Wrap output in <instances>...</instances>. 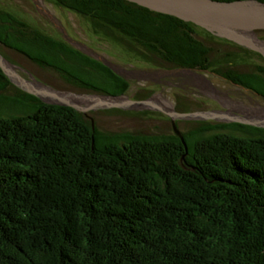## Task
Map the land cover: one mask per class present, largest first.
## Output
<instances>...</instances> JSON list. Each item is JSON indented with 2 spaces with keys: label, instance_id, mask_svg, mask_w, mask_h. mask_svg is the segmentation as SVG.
<instances>
[{
  "label": "trees",
  "instance_id": "1",
  "mask_svg": "<svg viewBox=\"0 0 264 264\" xmlns=\"http://www.w3.org/2000/svg\"><path fill=\"white\" fill-rule=\"evenodd\" d=\"M48 1L145 64L205 70L264 95L263 57L192 23L126 0ZM1 48L77 93L130 88L63 38L3 8L0 53L9 60ZM187 101L175 110H189ZM97 112L157 115L170 130L108 132ZM179 122L200 128L179 129ZM175 124L186 149L160 112L46 104L0 70V264H264V128Z\"/></svg>",
  "mask_w": 264,
  "mask_h": 264
},
{
  "label": "water",
  "instance_id": "2",
  "mask_svg": "<svg viewBox=\"0 0 264 264\" xmlns=\"http://www.w3.org/2000/svg\"><path fill=\"white\" fill-rule=\"evenodd\" d=\"M149 10L174 16L184 22L192 23L205 29L215 37L225 39L239 46L259 53L264 59V40L257 37V30H264V2L259 0H126ZM32 2L36 5L35 0ZM64 39L73 48L88 57L99 61L115 74L129 81L124 69L116 67L109 60L92 52L83 44L72 40L67 33ZM203 71L185 68V70ZM0 70L11 84L22 91L35 96L43 103L69 106L82 113L117 108L133 111H156L166 115L171 122L173 132L180 138L184 148L186 144L181 132L176 127V120H212L217 123H237L264 128V102L252 103L248 100L218 98L224 109L194 110L180 112L172 106L163 107L152 95L146 98L128 97L125 93L118 95L98 93H77L56 89L34 77L31 73L12 63L0 53ZM149 70V69H148ZM147 71V70H146ZM174 70H163L162 75ZM225 79V78H223ZM233 85L249 91L252 95L264 100V95L241 84L225 79ZM229 105V106H227ZM93 121L91 120V123ZM93 125V123H92Z\"/></svg>",
  "mask_w": 264,
  "mask_h": 264
},
{
  "label": "rangeland",
  "instance_id": "3",
  "mask_svg": "<svg viewBox=\"0 0 264 264\" xmlns=\"http://www.w3.org/2000/svg\"><path fill=\"white\" fill-rule=\"evenodd\" d=\"M35 2L36 5L32 2V0H0V8L10 11L15 16L33 24L34 26L48 34L57 35L64 39L63 36H65L64 33L66 32L72 40L83 44V46L91 49L92 52L98 53L100 56L113 63L116 67L124 69V74L130 82V88L128 92L125 93L128 97H133L139 92L140 88H151L153 90L151 94L153 98L165 107H174L176 102L181 103L184 100V96L182 95L181 91L174 88V83L170 84L166 81H163L164 78H166L165 76H154L152 78L148 77V74L150 73L148 69H152L155 67L145 64L141 60H138L133 54L125 52L118 45H113L110 42L104 41L99 36L97 37L93 35V33H91L90 31L88 21L82 16L72 11L55 6L48 0H35ZM256 34L259 39L264 40V36H261L257 32ZM199 36L201 38L203 37L201 32ZM209 44L213 47L218 46V48H220V50L222 51L226 49L225 47L217 45L213 42H210ZM1 49L10 56L9 57L6 55L9 60L13 62L14 60H16L17 63L15 64L31 73L37 79L41 81L44 80V82L47 81L46 84L56 89L77 92L76 90L68 88L67 85L63 84L58 78L54 77L53 73L46 72L37 68L36 66L28 62L25 58H23L22 56L20 57V55L10 50H6L4 48ZM214 54L215 49H213L212 52L209 53L210 58L213 57ZM249 62L260 63V61L255 58H250ZM241 69L245 70V67ZM203 73L204 75H206L207 79L216 87V89H221L222 92L229 91V85L234 86V88H241L239 86L231 84L230 82L214 73H210L207 71ZM181 74V76L184 77V81H188L185 84H189L191 87L188 91L190 92V98L192 97L191 99L194 102L208 99H213V103L217 102L218 98L216 97L215 92L210 87L209 92L205 89L204 92L207 93H204L202 91L201 86L203 87L204 83L202 84V81H200L201 79L196 80L195 75L190 76L187 73ZM173 77L167 78L170 82H173L175 81ZM259 100L261 102H264V100L261 98H259ZM241 101L245 100L241 99ZM210 104L211 103H209V107L215 106V104ZM93 117L98 126L108 132L130 131L140 133H155L170 130L169 121L164 120L163 117L157 115H131L118 113L104 114L97 112L93 115ZM209 121L214 122L212 120ZM178 126L179 129H185L193 126V123L179 122ZM223 132L228 131L224 130ZM233 133H235L236 135L239 134L238 132Z\"/></svg>",
  "mask_w": 264,
  "mask_h": 264
},
{
  "label": "flooded vegetation",
  "instance_id": "4",
  "mask_svg": "<svg viewBox=\"0 0 264 264\" xmlns=\"http://www.w3.org/2000/svg\"><path fill=\"white\" fill-rule=\"evenodd\" d=\"M162 69L163 70H174V71H172V72L170 71L167 74L162 75L161 73H164V72H162ZM148 71L150 72L148 74V77H150V78H152L154 76H158V77L159 76L160 77L161 76H165L166 78H164L163 81H166V82H168L170 84L174 83L173 84V85H175L174 88H176V89L181 91L182 95L184 96V100H186V101L188 100L186 103L188 105H190V106H189V110H187V111L209 110V108H215V107L223 108V106L221 105V103H219V101L213 103V101H212L213 99L196 101V102H193V103H195L193 105L192 102H191V100H192L191 98L192 97L190 98V96H189L190 92L188 91V90H190L191 87H190L189 84H185L188 81H184V77L181 76L182 75L181 73H187L190 76L195 75L196 80L201 79L200 81H202V84L204 83L203 87L201 86L202 91L204 92L206 90V91L209 92V87H211V89L215 92L216 97L219 98V99L222 98L221 100L231 99V97H232L233 99H239L240 101H241V99H244L245 103L248 100H250L252 103H254V102L260 103L261 102L259 100V98H256L254 95L249 94L243 88H236V87L234 88V86H230L229 85L228 90L230 92L229 91L222 92L221 89L220 90L216 89V87L212 83H210V81L207 79L206 75H204L203 71L187 70V69L185 70V68H183V67H176V68H161V67L159 68V67H155V68H152V69L149 68ZM167 77H173V79L175 81L170 82ZM209 84H211V85H209ZM204 93H207V92H204ZM207 97H209V96H207ZM209 103H211L210 105H214L215 104V106L209 107ZM227 106H229V105H227ZM205 121H209V120H205ZM240 125H242V124H240ZM194 127L200 128V125L192 126V127H190V129H192Z\"/></svg>",
  "mask_w": 264,
  "mask_h": 264
},
{
  "label": "bare ground",
  "instance_id": "5",
  "mask_svg": "<svg viewBox=\"0 0 264 264\" xmlns=\"http://www.w3.org/2000/svg\"><path fill=\"white\" fill-rule=\"evenodd\" d=\"M211 83V82H210ZM209 85H211V84H209ZM211 88V87H210ZM163 107H165L164 105H162ZM165 108H170V107H165Z\"/></svg>",
  "mask_w": 264,
  "mask_h": 264
}]
</instances>
